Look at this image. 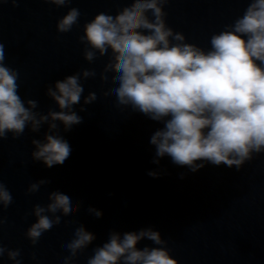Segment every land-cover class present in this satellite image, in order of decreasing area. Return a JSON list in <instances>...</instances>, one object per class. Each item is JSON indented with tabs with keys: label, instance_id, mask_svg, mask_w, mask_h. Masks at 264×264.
I'll use <instances>...</instances> for the list:
<instances>
[{
	"label": "water",
	"instance_id": "water-1",
	"mask_svg": "<svg viewBox=\"0 0 264 264\" xmlns=\"http://www.w3.org/2000/svg\"><path fill=\"white\" fill-rule=\"evenodd\" d=\"M133 2L72 0L58 7L49 0H17V5L0 0V43L5 63L19 72L20 96L37 100L38 111L59 110L47 95L50 84L84 69L103 72L113 59L106 55L89 62L85 58L80 41L84 23L99 12L115 13ZM249 2L170 0L167 19L189 42L208 47L212 33L234 22ZM71 7L81 12L79 24L69 32H59L57 22ZM89 86L103 92L104 98L86 105L83 114L90 118L63 133L78 146L70 161L48 168L32 158V140L42 139L47 125L38 133L26 128L19 138L11 133L0 138V181L13 196L7 209L0 205V219L7 218L0 224V245L19 248L22 264H63V258L70 255L66 244L83 223L97 235L77 257V264H87L111 230L154 226L180 264H264V153L239 169L207 164L192 172L167 157L157 165L149 141L161 125L119 106L115 95H110L116 81L97 75L84 82L85 89ZM149 170L161 175L150 176ZM44 178L50 183L28 193L31 183ZM54 190L76 193L80 210L33 245L25 235L36 220L33 206L48 203ZM89 206L102 209L103 217L91 215ZM144 245L156 246L150 240L143 241ZM0 264L13 262L5 254Z\"/></svg>",
	"mask_w": 264,
	"mask_h": 264
},
{
	"label": "clouds",
	"instance_id": "clouds-1",
	"mask_svg": "<svg viewBox=\"0 0 264 264\" xmlns=\"http://www.w3.org/2000/svg\"><path fill=\"white\" fill-rule=\"evenodd\" d=\"M49 2L59 7L72 0ZM169 2L134 0L122 10L102 11L86 21L80 36L85 58L89 62L106 55L113 59L103 72L84 69L50 84L47 95L59 110L50 108L47 113L37 110V100L20 96L19 72L5 63L0 43V138L9 133L19 138L26 128L38 133L47 125L43 138L32 140V158L48 168L70 161L78 146L63 133L90 118L83 114L86 105L103 100V92L84 87L88 78L100 75L116 81L110 95H115L119 106L161 125L149 141L157 165L167 157L192 172L207 164L239 169L264 153V0H250L234 22L212 33L208 47L189 42L184 32L169 25ZM12 3L17 5V0ZM80 16L79 8L71 7L58 20V31H71ZM148 174L157 177L161 172L149 170ZM48 183L49 179H40L27 191L36 193ZM48 200L33 206L36 220L25 233L33 245L81 207L72 191L54 190ZM12 202L11 191L0 181V205L7 209ZM88 212L97 218L104 215L95 206H89ZM6 222V217L0 219V224ZM96 239L95 232L79 224L66 244L70 255L63 258V264H77L79 254ZM145 240L156 246L141 247ZM93 252L87 264H180L154 226L123 232L113 229ZM5 254L13 264H22L19 248L0 245V257Z\"/></svg>",
	"mask_w": 264,
	"mask_h": 264
}]
</instances>
